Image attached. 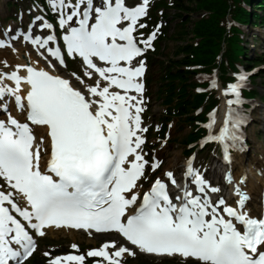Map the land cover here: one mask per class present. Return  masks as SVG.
<instances>
[{
	"label": "snow or ice",
	"instance_id": "snow-or-ice-1",
	"mask_svg": "<svg viewBox=\"0 0 264 264\" xmlns=\"http://www.w3.org/2000/svg\"><path fill=\"white\" fill-rule=\"evenodd\" d=\"M45 3L55 24L36 16L26 32L9 35V28L0 34V49L22 37L43 50L39 54L53 69L49 56L60 66H66L65 55L79 57L83 77L93 83L72 73L82 91L32 62L0 70V264H25L36 251L35 237L51 227L114 231L141 252L179 254L199 264H264V217L243 210L248 197L239 189L238 207L227 206L222 198L213 203L208 192L219 189L193 167L194 157L187 163L184 184L168 171L142 196L138 191L146 171L160 166L143 153L147 128L141 126L144 85L139 78L145 61L133 66L159 32L157 25L146 38L143 32L136 36L147 27L140 21L148 15L150 0ZM37 24L40 35L35 34ZM0 63L9 67L7 61ZM246 79L242 72L237 82L226 85L223 94L232 98L226 100L222 127L205 138L219 142L225 161L231 160L230 149L239 146V129L246 121L233 107L243 103L240 89ZM217 86L215 77L210 78V87ZM215 124L214 110L206 128ZM34 126L44 127L47 139H37ZM226 179L230 182L231 175ZM17 194L26 206L16 202ZM125 254L136 253L114 241L86 254L44 253L48 264H85L87 257L102 258L96 264H123Z\"/></svg>",
	"mask_w": 264,
	"mask_h": 264
},
{
	"label": "trees",
	"instance_id": "trees-1",
	"mask_svg": "<svg viewBox=\"0 0 264 264\" xmlns=\"http://www.w3.org/2000/svg\"><path fill=\"white\" fill-rule=\"evenodd\" d=\"M42 6L48 21L55 23V15L48 9L45 0H29ZM150 10L143 23L147 27L139 32L146 33L162 22L154 49V57L162 56L166 45L175 42L173 56L159 62L160 81L158 94L165 107L162 127H147L148 141L153 137L163 138L167 124L174 119L190 127L183 139V153L189 155L199 145L201 137L208 134L206 128L209 113L220 104L217 89L210 87V79L197 77L200 73L212 75L216 70L223 85L237 78L234 73L250 71L252 66L264 65V51L252 52L245 40L242 26H264V0H150ZM194 15L196 18H194ZM174 23L175 31L170 34ZM148 58V57H147ZM157 59L148 58L151 63ZM73 63V62H71ZM261 70V69H260ZM262 69L261 72H263ZM264 74V73H263ZM257 74L248 82L254 85ZM153 79L147 75V94ZM202 88V91L197 88ZM246 98L254 99L256 88L243 90ZM149 153L150 150L148 149ZM201 152V151H200ZM52 256L70 252V248L49 244ZM45 252L37 253L26 264H48ZM92 260V258H90ZM153 264V263H146Z\"/></svg>",
	"mask_w": 264,
	"mask_h": 264
},
{
	"label": "rangeland",
	"instance_id": "rangeland-1",
	"mask_svg": "<svg viewBox=\"0 0 264 264\" xmlns=\"http://www.w3.org/2000/svg\"><path fill=\"white\" fill-rule=\"evenodd\" d=\"M41 7L35 6L29 0H0V34L5 33L7 29L11 28L12 32L9 33L10 35H15L17 33V28L19 26H23L26 30L28 25L33 22L36 16H42L41 14ZM194 18L196 16L194 15ZM35 34L41 33L38 24L34 26ZM58 31V30H57ZM160 31V30H159ZM175 31L174 23L171 25L170 34ZM245 31V40L247 44L251 48L252 52L261 53L264 51V26L257 25V26H247L244 27ZM139 33H136L137 38H139ZM146 38V37H145ZM175 42L168 41L163 42V45H166L163 50V55L154 57L153 54L148 52L146 57L150 58V60L157 59L156 61L151 63H147V71L144 73V78L147 75L152 76V83L148 92H150V96L146 94L145 89L143 91L142 99H143V107L146 108L144 111L143 120H142V127L147 125H152L156 129H160L162 127V122L164 118L165 107L160 100V96L158 94L159 88V81H160V70H159V62L167 61L168 56H173V51L175 49ZM17 50L25 49V48H32L34 47V52L38 59L44 62L45 65L49 66L48 63L43 59V57L38 53L37 48L32 45L30 42L23 40V38H19L12 42V47H5L0 49V56L3 52H9L10 55H15L16 52L12 51V48ZM3 51V52H1ZM9 58L6 60L1 59L0 61H7L9 67L5 68L2 63H0V69L4 68L6 70H10L12 68L11 64L8 61ZM51 63L54 64L56 67L61 69V74L64 76H68L74 81V83L83 91L82 86L79 84L77 80L72 76V73H76L77 75L81 76L86 80L87 83L91 84L93 81L88 80L86 77H83V68L82 62L79 57H76L71 63L68 68L66 66H60L58 63L54 61L52 57L49 56ZM144 60V56L142 58ZM140 60L137 61L139 63ZM258 72L255 74L258 75V78L254 80V85L245 84V87L256 88L258 94L255 99L251 101H243L248 102L249 108L246 113H249L250 121L249 125L246 126L244 129V134L246 136V140H249V144L246 146L245 141H242L238 147L232 149L233 154V161L236 160V156L240 155L243 156V165L246 169H248L249 161L252 162V166L254 169H258L260 171H264V67L260 68ZM219 84V82H218ZM219 86L218 95L222 97V92L224 91ZM222 103V99L220 105ZM148 107V108H147ZM234 107V105H233ZM220 108V107H219ZM219 108L216 112L219 114ZM235 108V107H234ZM237 110V108H236ZM169 125V126H168ZM221 127H218L215 131L217 133ZM190 127L185 125L182 121L178 119H174L167 124V131H169L168 135L165 134L163 138H152L151 141H147L146 133H142L143 137L145 138V143L142 145L143 153H145V159L149 162H153L152 158L156 157L157 162H159V168L156 169L154 172L148 170L146 171V178L141 179L139 181L140 188L138 191L140 193L147 191L150 188V184L156 177H162L164 173L168 171V169L175 165V172L174 176L179 182V184L185 183V172L187 169V163L189 161L188 155L183 153V139L184 137L190 132ZM209 143V144H208ZM203 147L201 152H195L192 157L194 156V165L193 167L197 169L200 174L210 183L212 187L222 186V181L226 180L224 177V173H220L219 177L214 176V170L223 171L222 166L218 167L217 161L222 156V147L219 142L210 141ZM205 147H207L205 149ZM150 150V153L148 151ZM149 153V156H148ZM152 157L149 159V157ZM232 161V162H233ZM224 172V171H223ZM189 180L191 178H188ZM213 180V181H212ZM3 179H0V185H3ZM220 186V187H221ZM260 187V186H259ZM7 191H12V189L7 188ZM221 190V188L219 189ZM223 193H210V196L216 197V200L224 199L225 204H229L231 206H235L236 203V196H232L231 194H227L228 191H223ZM19 195V194H17ZM261 198V196H260ZM259 198V200H260ZM19 201H22L21 197H18ZM216 201V202H217ZM135 207V206H134ZM223 208V206H221ZM224 214V213H222ZM72 232L69 230H47L46 234L43 237L38 239V250L34 254L40 252H49V250H53L52 247H49V244L56 245L58 247H66L70 248L71 252L69 254H84L87 253L89 250L98 249L106 242H115L117 246H121L122 243H125L124 240L121 239V236L115 232L110 234L104 235H97V234H89L84 233L82 238L79 237L77 241H74L72 238ZM77 245L76 249L72 248V245ZM111 251V249H110ZM135 256L127 255L123 257V264H146V263H153V264H199L197 260H183L178 258H170V257H157L152 255H146L139 251H135ZM88 258V257H87ZM102 258H96L100 260ZM87 260V259H86ZM87 261H85V264ZM89 264V263H88ZM96 264V262L94 263Z\"/></svg>",
	"mask_w": 264,
	"mask_h": 264
},
{
	"label": "bare ground",
	"instance_id": "bare-ground-1",
	"mask_svg": "<svg viewBox=\"0 0 264 264\" xmlns=\"http://www.w3.org/2000/svg\"><path fill=\"white\" fill-rule=\"evenodd\" d=\"M33 49L34 47L29 48V49L28 48L19 49L18 51H16L15 55H10L9 52L1 51L3 52V54L0 56V58L4 60L9 58L8 61L12 63L11 64L12 68L17 64H24V63L32 62L37 67L51 70L54 74L64 76L60 73L61 69L59 67L55 66L54 69L49 68L47 65L44 64L43 61L38 59ZM25 53H27V55H25ZM0 70L10 71L4 68H1ZM6 83H11V82L6 81ZM226 112H227V105H226V98L224 97L220 105V108H219V114L216 117V124L212 128V131L216 130L218 127H222ZM12 113L13 115H18L15 111L14 106H12ZM18 118L23 120V116H18ZM34 132L37 135V139H39V137L42 135L45 136V138L47 139L46 129L44 127L34 126ZM236 157H237L236 160L234 159L233 162L230 161L229 163H225L224 158L222 159L220 158L219 161H217V164H219L218 167H221L223 164L224 172L218 171L215 168L214 170L215 177H219L220 173H224L225 175L224 177H227L230 174L229 171L232 172L231 181L229 182L227 179L222 181L223 184L221 186V190L219 191L222 193L225 190V191H228V194H231L232 196H236L235 207H238L237 201L240 199L239 193L246 194L248 199L245 201V206L243 210L247 211L249 215L252 217H259V216L264 217V171H260L256 168L254 169L251 161H249L248 169H246L243 165V156L237 155ZM174 166L175 165H172L168 169V171L173 172V174L176 170ZM237 189H239V193L237 192ZM260 195L262 197L261 200H259ZM15 197L18 200V197L17 196ZM21 199L23 200L24 205H26L24 198L22 197ZM130 210L131 212H134L135 208L133 210L132 209ZM53 229L69 230L73 234L72 238L74 241H77L79 237L82 238L84 233L97 234V235L108 234V233H103V232L94 233L92 231L85 230V229H72V228H67V227H60V228L51 227V228H47L46 230H53ZM111 233H114V232H111ZM121 239L125 240L122 237Z\"/></svg>",
	"mask_w": 264,
	"mask_h": 264
}]
</instances>
